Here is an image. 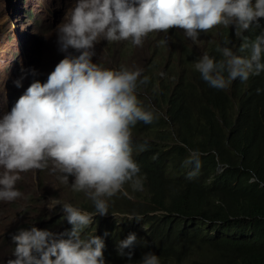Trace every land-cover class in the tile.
<instances>
[{"label": "clouds", "instance_id": "9594fccd", "mask_svg": "<svg viewBox=\"0 0 264 264\" xmlns=\"http://www.w3.org/2000/svg\"><path fill=\"white\" fill-rule=\"evenodd\" d=\"M56 34L65 58L0 115V201L29 171L61 216L22 227L6 264L226 263L188 215L226 166L174 148L186 121L264 141V0H74Z\"/></svg>", "mask_w": 264, "mask_h": 264}, {"label": "rangeland", "instance_id": "374dc122", "mask_svg": "<svg viewBox=\"0 0 264 264\" xmlns=\"http://www.w3.org/2000/svg\"><path fill=\"white\" fill-rule=\"evenodd\" d=\"M73 3L74 0H0V115L11 111L34 80L46 82L65 58L66 54L59 51L56 29ZM107 43L101 40L95 45L92 62L112 69L116 61L107 56ZM70 52L78 55L74 50ZM21 68L34 69L37 75H28L17 88L14 81L20 78ZM20 177L16 188L22 196L11 202L0 201V264L14 259L16 245L12 237L22 227L24 230L35 223L53 226L61 216L52 208L35 174L28 171Z\"/></svg>", "mask_w": 264, "mask_h": 264}, {"label": "trees", "instance_id": "16d2710c", "mask_svg": "<svg viewBox=\"0 0 264 264\" xmlns=\"http://www.w3.org/2000/svg\"><path fill=\"white\" fill-rule=\"evenodd\" d=\"M174 152H196L213 173L219 164L221 193L193 206L188 215L216 231L215 243L229 255L221 264H264V141L207 132L186 121ZM255 181L252 182L251 180Z\"/></svg>", "mask_w": 264, "mask_h": 264}, {"label": "bare ground", "instance_id": "6f19581e", "mask_svg": "<svg viewBox=\"0 0 264 264\" xmlns=\"http://www.w3.org/2000/svg\"><path fill=\"white\" fill-rule=\"evenodd\" d=\"M12 83H13V82H12ZM12 83H11V84H12ZM6 91H7V90H6ZM14 91H15V90H14ZM25 91H26V90H25ZM15 93H16V92H15ZM13 94H14V93H13ZM22 174H23V173H22Z\"/></svg>", "mask_w": 264, "mask_h": 264}]
</instances>
